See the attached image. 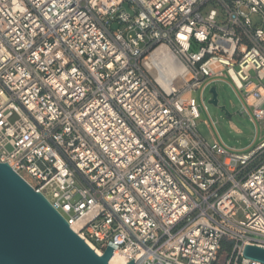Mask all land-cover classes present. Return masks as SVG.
<instances>
[{"label": "built area", "instance_id": "obj_1", "mask_svg": "<svg viewBox=\"0 0 264 264\" xmlns=\"http://www.w3.org/2000/svg\"><path fill=\"white\" fill-rule=\"evenodd\" d=\"M159 47L187 71L176 90L144 63ZM226 81L257 134L264 0H0V162L70 228L88 216L75 233L101 254L260 264L242 253L264 249V138L237 152L195 128L192 93Z\"/></svg>", "mask_w": 264, "mask_h": 264}, {"label": "water", "instance_id": "obj_2", "mask_svg": "<svg viewBox=\"0 0 264 264\" xmlns=\"http://www.w3.org/2000/svg\"><path fill=\"white\" fill-rule=\"evenodd\" d=\"M209 93L218 108L216 88ZM113 251L108 246L97 255L41 193L0 162V264H109ZM242 254L264 264L262 248L245 245Z\"/></svg>", "mask_w": 264, "mask_h": 264}, {"label": "rangeland", "instance_id": "obj_3", "mask_svg": "<svg viewBox=\"0 0 264 264\" xmlns=\"http://www.w3.org/2000/svg\"><path fill=\"white\" fill-rule=\"evenodd\" d=\"M212 7L213 6H208L205 11L207 12ZM123 10L133 14L129 11L127 5L123 6ZM251 19L254 24L259 23L255 16H252ZM217 21L218 23H221L222 18L219 17ZM120 28L121 26L117 25L116 22L111 24L112 31H117ZM191 50L196 51L197 49L196 47H193ZM251 75L254 79L253 72ZM210 87L216 88L218 108L209 104V100L211 98L209 93ZM210 87H208L202 95L199 90L192 93V99L199 113L198 118L195 120V128L199 136L208 145H212V132L216 138H219L223 142L224 145L237 152H243L256 146L259 141L264 138V128L262 123H256L258 128V132L256 134L254 124L242 110L239 98L236 96L230 85L227 84V81L217 82ZM219 107H225L227 114L220 111ZM249 112L252 113V110L249 109ZM15 120L16 118L13 117L10 122L13 123ZM211 121L214 123V126L211 124ZM205 122L208 123L209 127H207ZM8 150L10 151L11 148L8 147ZM263 160L264 155L259 157L250 168L256 166ZM237 180H239V177Z\"/></svg>", "mask_w": 264, "mask_h": 264}, {"label": "bare ground", "instance_id": "obj_4", "mask_svg": "<svg viewBox=\"0 0 264 264\" xmlns=\"http://www.w3.org/2000/svg\"><path fill=\"white\" fill-rule=\"evenodd\" d=\"M144 63L151 69H154V67L158 66L159 64L164 67L163 71L169 80L163 79L160 74L156 72V70L154 71V77L158 84L166 90H176L177 88L181 87L187 75V71L183 65H181V63L176 58H174L165 47H159L156 49L150 56L146 57ZM87 217L88 216H84L78 221L73 222L71 226L72 231L77 232L86 222ZM87 245L92 248L97 255H102L101 252L94 248L90 242L87 241ZM127 263H129L128 259L118 252L113 253L109 260V264ZM139 264H142V262Z\"/></svg>", "mask_w": 264, "mask_h": 264}]
</instances>
